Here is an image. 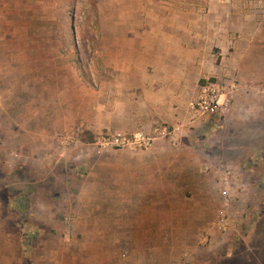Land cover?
<instances>
[{
  "label": "rangeland",
  "instance_id": "1",
  "mask_svg": "<svg viewBox=\"0 0 264 264\" xmlns=\"http://www.w3.org/2000/svg\"><path fill=\"white\" fill-rule=\"evenodd\" d=\"M222 1L0 0V219L21 222L20 264H264V0ZM224 6L250 19L224 53L226 33L209 26L201 36L204 61L179 97L187 115L177 146L96 145L134 131L121 132L123 99L109 92L135 58L130 41L163 24L185 45L189 21L172 15ZM207 79L235 86L229 110L191 126L189 103ZM11 124L44 127L35 140L43 148L31 151ZM75 128L77 142L62 144ZM15 134L27 160L11 161Z\"/></svg>",
  "mask_w": 264,
  "mask_h": 264
},
{
  "label": "crops",
  "instance_id": "2",
  "mask_svg": "<svg viewBox=\"0 0 264 264\" xmlns=\"http://www.w3.org/2000/svg\"><path fill=\"white\" fill-rule=\"evenodd\" d=\"M207 1L206 3L214 2L225 5L222 0ZM232 2L234 4V1ZM223 10V12L219 13L197 11L173 14L172 16L176 19L180 18L189 21L185 23V28L181 30L182 34L177 29L179 35L183 36V33H185L187 36L185 45L179 43L181 40L177 37V34L173 35L176 28L172 27L170 30L173 32H170L169 29L163 27V24H157L158 28L146 30L144 39L138 38V41L135 39L130 41L131 51L135 56L134 54L132 55L135 58L130 63H124L123 69L120 71L121 76L116 79V87L113 85V88L109 89V92L114 91L117 95L120 94L123 99V109L122 113L118 114V120L126 128H123L121 132L133 130H144L146 132L151 130L149 132L151 133L157 125H176L185 118L187 111L185 107L181 109L179 97L181 92L184 91V77L194 71V63H203L204 61V57L200 53L205 49L201 46L203 42L201 36L209 32L207 29L209 26L226 33L218 43L222 53H224L230 45L235 46L237 43L232 36L240 30L236 28L238 23L250 19V15L246 12L227 10L226 6H224ZM255 15L256 13L254 12V17ZM148 16H154V14L148 13ZM162 16L163 14L160 15V17ZM209 21L211 24L208 23ZM177 26L178 24L176 23L174 27ZM218 26L221 28L219 29ZM182 52H186L187 55L184 57ZM143 56L146 57L144 60L141 59ZM183 60L185 61V63H182L184 67H179L180 61ZM113 115L114 113L112 115L108 113V117L112 118ZM111 121L114 120H108L106 124H111ZM67 122L68 120H63L60 125L64 127ZM13 126L15 125L11 124L12 132H19L20 130L26 132L24 138L30 140L28 142L32 147L35 146L31 148V151L43 148L38 147L35 140L37 133L39 136L42 135L41 132L44 131V127L35 128L34 125H24L15 129ZM15 136L16 138L10 142L12 150L11 161L20 158L21 155L23 161L27 160L31 152H28L25 156L23 154L20 155L16 150H24V145L22 140L17 139V134ZM168 143L170 144V142ZM153 145L151 148H153ZM151 148L147 149V151L151 150ZM256 150L262 155V150L259 146H256ZM196 161L197 159L193 157V162L195 163ZM152 164L154 163L152 162ZM16 205L19 208L23 206L19 202ZM16 211H18V208L14 209V212ZM20 223L16 224L11 220L0 219V264H20L23 261L24 248L17 234ZM7 228H12L14 231L9 232Z\"/></svg>",
  "mask_w": 264,
  "mask_h": 264
},
{
  "label": "built area",
  "instance_id": "3",
  "mask_svg": "<svg viewBox=\"0 0 264 264\" xmlns=\"http://www.w3.org/2000/svg\"><path fill=\"white\" fill-rule=\"evenodd\" d=\"M235 86L228 87L222 81L218 79L202 82L198 86L197 93L194 99L189 103V122L193 126L195 122L202 121L204 118L215 115H223L228 112L231 93L228 90H233ZM181 128L179 125H157L151 133L133 132L128 135L122 136H100L96 140V145L101 148H133L139 150L150 149L153 143L158 140H166L171 145L176 146L180 139ZM80 131V128L71 129L70 131H64L61 133V143L66 140L71 142H77L75 131ZM210 169L209 165L204 166V171ZM233 171L230 167L224 168L220 173V181L223 186V194H227V185L232 177ZM223 225V224H222Z\"/></svg>",
  "mask_w": 264,
  "mask_h": 264
}]
</instances>
